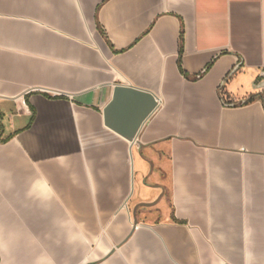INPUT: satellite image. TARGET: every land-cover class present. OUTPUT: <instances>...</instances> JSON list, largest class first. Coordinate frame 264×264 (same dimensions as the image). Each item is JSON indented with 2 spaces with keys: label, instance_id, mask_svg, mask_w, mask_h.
<instances>
[{
  "label": "crops",
  "instance_id": "crops-1",
  "mask_svg": "<svg viewBox=\"0 0 264 264\" xmlns=\"http://www.w3.org/2000/svg\"><path fill=\"white\" fill-rule=\"evenodd\" d=\"M0 264H264V0H0Z\"/></svg>",
  "mask_w": 264,
  "mask_h": 264
},
{
  "label": "water",
  "instance_id": "water-1",
  "mask_svg": "<svg viewBox=\"0 0 264 264\" xmlns=\"http://www.w3.org/2000/svg\"><path fill=\"white\" fill-rule=\"evenodd\" d=\"M156 109L157 99L150 92L118 85L111 102L103 111L105 126L134 143Z\"/></svg>",
  "mask_w": 264,
  "mask_h": 264
},
{
  "label": "trees",
  "instance_id": "trees-1",
  "mask_svg": "<svg viewBox=\"0 0 264 264\" xmlns=\"http://www.w3.org/2000/svg\"><path fill=\"white\" fill-rule=\"evenodd\" d=\"M182 72V71H181ZM258 97V94L249 96L245 101L239 103V105H246L251 103L253 100H255Z\"/></svg>",
  "mask_w": 264,
  "mask_h": 264
},
{
  "label": "built area",
  "instance_id": "built-area-1",
  "mask_svg": "<svg viewBox=\"0 0 264 264\" xmlns=\"http://www.w3.org/2000/svg\"><path fill=\"white\" fill-rule=\"evenodd\" d=\"M158 105H159V101H158V99H157V107H158ZM157 110V109H156ZM154 114V113H153Z\"/></svg>",
  "mask_w": 264,
  "mask_h": 264
}]
</instances>
